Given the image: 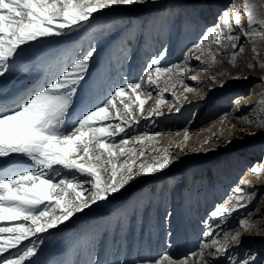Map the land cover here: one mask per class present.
<instances>
[{
  "label": "rangeland",
  "instance_id": "obj_1",
  "mask_svg": "<svg viewBox=\"0 0 264 264\" xmlns=\"http://www.w3.org/2000/svg\"><path fill=\"white\" fill-rule=\"evenodd\" d=\"M230 2L145 0L143 4L96 13L70 35L22 46V56L0 77V100L8 99L31 81L34 84L41 79L30 92L46 84L90 48L95 52L74 97L77 112L100 104L115 87L137 82L150 60L162 53L161 67L180 65L184 72L182 81L172 77L166 83L161 79L157 87L167 89L163 97L150 90L152 95L143 116L158 100H162V115L145 120L138 114L139 123L128 130L133 140L144 134L152 137L143 144L129 145L147 154L126 153L113 159L116 164L135 161V178L108 199L32 236L37 253L25 264H114L117 259L135 264L139 257H155L162 252L182 257L197 250L204 239L202 233L207 225L203 221L215 229L217 221L207 213L233 196L237 186L243 189L246 199L253 197L252 202L247 209L227 217L221 227L234 233L237 221L251 212L248 218L259 226L243 233L239 247H228L230 251L235 248L234 258L248 252L256 256V264H264V219H260L264 213V171L259 178L249 171L253 165L264 166V128L246 122L264 115L260 106L264 99V69L258 64L248 67L253 44L243 36L240 42L245 44V51L237 57L235 66L230 62L232 49L227 44L212 45L228 53L217 56L215 61L207 51L192 50ZM242 2L235 0L237 6ZM242 22L246 26L245 17ZM255 46L260 50L258 59L264 60V39L256 38ZM195 56H200L204 64ZM220 72L226 75H218ZM191 76L198 79L190 80ZM237 76L241 79H233ZM214 79L227 81L226 86L221 88ZM189 87L193 91L185 90ZM114 139L119 143V136ZM205 146L207 151H199ZM169 153H178V159L168 168L136 175L141 163H151ZM110 172L111 168L105 175ZM83 187L88 189L90 185ZM232 203H236L235 198ZM216 232L222 242L220 229ZM10 252L14 255L16 249ZM219 264H228L227 258L221 257Z\"/></svg>",
  "mask_w": 264,
  "mask_h": 264
},
{
  "label": "snow or ice",
  "instance_id": "obj_2",
  "mask_svg": "<svg viewBox=\"0 0 264 264\" xmlns=\"http://www.w3.org/2000/svg\"><path fill=\"white\" fill-rule=\"evenodd\" d=\"M144 2L0 0V77L5 75L16 58L22 56V46L43 38L70 35L93 19L94 14L104 10ZM242 17L246 18V26ZM241 36L253 44L248 67L258 64L264 69V60L258 59L260 50L255 46L256 38L264 39V0H243L240 6L231 0L217 22L202 33L192 50L207 51L215 61L217 56L228 53L214 49L212 45L227 44L232 49L230 62L235 66L237 57L245 51V44L240 42ZM94 52L95 48H90L82 57L72 60L22 101H14L15 106L8 107L5 101H0V264H25L37 253L36 243L30 240L32 236L55 228L76 213L108 199L135 178V161L116 164L113 159L126 153L132 156L147 154L144 150L137 152L129 145L143 144L152 137L144 134L133 140L127 134L128 130L139 123L138 114L143 116L145 104L152 95L150 90H155L160 97L167 91L157 87L161 79L166 83L172 77L182 81L184 75L180 65L161 67L162 53L150 60L137 82L117 86L100 104L77 112L73 107L74 97L85 79L88 62ZM194 59L204 64L200 56ZM185 61H188L187 56ZM218 75L226 74L220 72ZM189 79L196 81L198 78L191 76ZM261 79L264 82V77ZM213 82L221 88L227 83L215 79ZM145 84L147 87H142ZM185 90L193 91L190 87ZM161 102L158 100L154 107L147 109V116L143 118L150 120L162 115L159 111ZM260 106L264 112V99L260 101ZM246 122L264 128V115L251 117ZM118 136L119 143H116L114 138ZM184 139H188L187 135ZM207 150L208 146L199 149ZM176 159L178 153H169L151 163H141L136 175L158 173ZM109 168L110 175H105ZM249 171L259 178L264 166L253 165ZM241 183L250 181L241 180ZM83 185H90V188L85 189ZM233 194L207 213L217 221L216 227L214 229L207 220L203 221L207 228L202 233L204 239L198 243L197 250L182 257H174L168 252L158 253L155 257H139L135 264H219L221 257H226L228 264H256L254 254L245 252L234 258L232 253L235 248L230 251L228 247H239L243 233L259 226L255 220L248 218L252 213L246 212L237 221L234 233L221 227L227 217L241 208L247 209L253 199L251 196L246 199L239 186L233 189ZM234 198L235 204L232 203ZM260 219H264V213ZM217 229L223 236L222 242L217 237ZM24 241H29V244L23 245ZM10 249H16L14 255ZM5 253L8 255L5 256ZM114 264H128V261L117 259Z\"/></svg>",
  "mask_w": 264,
  "mask_h": 264
},
{
  "label": "bare ground",
  "instance_id": "obj_3",
  "mask_svg": "<svg viewBox=\"0 0 264 264\" xmlns=\"http://www.w3.org/2000/svg\"><path fill=\"white\" fill-rule=\"evenodd\" d=\"M32 82V81H31ZM31 82H29L21 91L19 92H15V93H10L12 94L8 99H3L5 101V103L7 104L8 107H13L14 106V101H20V95H24L25 97L27 96L26 93L30 90V84ZM43 83V82H42ZM12 92V91H11ZM9 94V95H10ZM0 100V101H3ZM12 252V251H11ZM14 252V251H13ZM8 255V254H7Z\"/></svg>",
  "mask_w": 264,
  "mask_h": 264
}]
</instances>
